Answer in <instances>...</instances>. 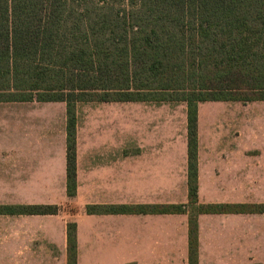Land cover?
<instances>
[{"label": "crops", "instance_id": "obj_1", "mask_svg": "<svg viewBox=\"0 0 264 264\" xmlns=\"http://www.w3.org/2000/svg\"><path fill=\"white\" fill-rule=\"evenodd\" d=\"M238 104L198 105V205H264V132L204 131ZM76 116L77 191L68 197L66 103L0 102V209L15 210L0 212V264H68L70 224L77 264H190L189 207L133 211L189 205L187 105L78 103ZM48 205L59 213L36 212ZM196 219L197 264H264V213Z\"/></svg>", "mask_w": 264, "mask_h": 264}, {"label": "trees", "instance_id": "obj_2", "mask_svg": "<svg viewBox=\"0 0 264 264\" xmlns=\"http://www.w3.org/2000/svg\"><path fill=\"white\" fill-rule=\"evenodd\" d=\"M33 100L67 105L68 197L77 191L78 103L187 105L189 205L133 211L197 207L190 212V264L198 259V214L264 213V205H198L197 183L198 105L264 102V0H0V102ZM68 246V264H77L74 224Z\"/></svg>", "mask_w": 264, "mask_h": 264}, {"label": "rangeland", "instance_id": "obj_3", "mask_svg": "<svg viewBox=\"0 0 264 264\" xmlns=\"http://www.w3.org/2000/svg\"><path fill=\"white\" fill-rule=\"evenodd\" d=\"M262 106L254 103H240L235 108V105H233V109L229 110V112L232 111L231 115L219 117L217 120L210 122L209 127H206L204 131L231 133L264 132V108ZM196 209L197 207L190 208V212H195Z\"/></svg>", "mask_w": 264, "mask_h": 264}]
</instances>
